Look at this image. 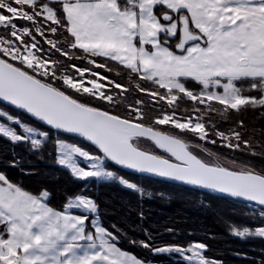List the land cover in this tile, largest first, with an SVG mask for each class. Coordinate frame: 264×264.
<instances>
[{
	"label": "snow or ice",
	"instance_id": "obj_1",
	"mask_svg": "<svg viewBox=\"0 0 264 264\" xmlns=\"http://www.w3.org/2000/svg\"><path fill=\"white\" fill-rule=\"evenodd\" d=\"M0 140V264H156L124 243L224 264L195 230L143 227L167 198L145 177L242 203L229 234L264 264V0H0ZM33 156L75 186L58 204ZM102 187L137 196L143 239L104 225Z\"/></svg>",
	"mask_w": 264,
	"mask_h": 264
},
{
	"label": "trees",
	"instance_id": "obj_2",
	"mask_svg": "<svg viewBox=\"0 0 264 264\" xmlns=\"http://www.w3.org/2000/svg\"><path fill=\"white\" fill-rule=\"evenodd\" d=\"M246 119L251 122L253 116L247 114ZM259 127V125H257ZM17 152L23 155L20 148ZM6 155H10V146L4 140H0V160ZM28 160L34 166V170L40 173L31 178L32 182L43 180L53 191V203H59L62 193L65 190H73L74 185L69 181L65 171L50 166L47 160L41 161L35 156ZM28 160L25 163H28ZM141 186L147 192H163L165 198L148 199L147 195L143 207L147 211V219L143 222V227L153 231H163L165 227L181 229L184 233L195 230L193 239L205 240L212 249L208 252L209 257L222 260L224 264H252V259L260 255L261 243L258 240H240L233 238L229 234L228 225L232 221L240 223L243 214L247 212L242 203L230 202L218 198H213L208 194L201 193L185 186H177L168 182H157L150 178H141ZM100 198L108 203L103 204V208L108 211L103 212V223L105 226L116 224L121 230L128 233L129 238L135 237L143 239L137 218L138 198L130 193L120 191L115 187H102ZM203 198L206 202L211 200L212 208L204 209L199 206V200ZM205 233L215 234L214 239H205ZM165 240L171 237L165 236ZM183 239V238H182ZM138 257L156 262V264H172V260L167 256H153L142 248L130 247L127 243L121 245ZM246 253L249 259L237 256L234 253Z\"/></svg>",
	"mask_w": 264,
	"mask_h": 264
},
{
	"label": "water",
	"instance_id": "obj_3",
	"mask_svg": "<svg viewBox=\"0 0 264 264\" xmlns=\"http://www.w3.org/2000/svg\"><path fill=\"white\" fill-rule=\"evenodd\" d=\"M205 194H207V193H205Z\"/></svg>",
	"mask_w": 264,
	"mask_h": 264
}]
</instances>
